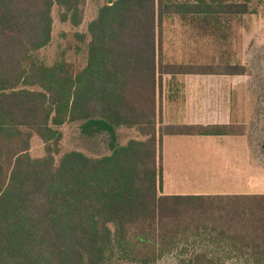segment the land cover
Wrapping results in <instances>:
<instances>
[{
  "label": "trees",
  "instance_id": "16d2710c",
  "mask_svg": "<svg viewBox=\"0 0 264 264\" xmlns=\"http://www.w3.org/2000/svg\"><path fill=\"white\" fill-rule=\"evenodd\" d=\"M249 2L105 4L88 26L87 66L73 75L64 59L49 66L39 53L53 39L54 7L79 27L87 0H0V264H111L118 251L138 264L166 255L180 264H264V194L162 193L164 137L246 135L238 122L163 126L160 99L164 76L252 75L218 65L214 49L225 32L240 52ZM167 18L181 22L185 51L194 50L178 64L165 61ZM75 123L84 136L106 134L109 154L72 151L57 163L59 128ZM120 129L145 141L121 145ZM35 136L43 157L31 155Z\"/></svg>",
  "mask_w": 264,
  "mask_h": 264
},
{
  "label": "rangeland",
  "instance_id": "374dc122",
  "mask_svg": "<svg viewBox=\"0 0 264 264\" xmlns=\"http://www.w3.org/2000/svg\"><path fill=\"white\" fill-rule=\"evenodd\" d=\"M116 0H87L84 21L81 26L74 27L70 22L62 23L59 20V9H53V39L51 44L39 53V58L46 65H53L59 58L67 62L71 74L76 75L83 70L88 63V49L91 37L88 31L89 24L96 18L98 11L105 4ZM178 2L186 0H177ZM240 1L244 0H232ZM249 14L243 17L240 34V52L232 37H224L220 34V46H215L217 64L244 65L249 68L251 78L245 82H239L233 92L236 99H240L239 107L246 108L243 115L241 111L235 117L238 123H245V136H179L164 137L162 146L163 155V191L162 193L195 194L215 193L230 190L235 187L233 180L224 174L234 172L232 163H221L227 160V146L231 145H256L262 148L259 151H250L256 163H248L244 168L250 174L261 173L263 176L250 177L251 186L249 192H264V104H260V98L264 97V56H261L256 46L258 34L257 22L264 16V9L250 7ZM260 12V14H259ZM260 22V21H259ZM184 28L181 22L175 18H167L164 23L163 46L166 63L178 64L190 58L194 50L185 51ZM83 36V38L77 36ZM244 35V36H243ZM246 35V37H245ZM245 37V41H244ZM234 42V43H233ZM239 46V45H238ZM212 48V47H211ZM193 49V48H192ZM257 54L255 55L254 52ZM197 58L203 60V49L197 51ZM201 60V61H202ZM220 64V65H221ZM242 83V84H241ZM182 83L164 76L160 106L162 109L161 125H177L179 109L183 105ZM219 95V94H218ZM258 100V102H256ZM247 101H249L247 103ZM243 103V104H241ZM237 106V107H238ZM245 112V111H244ZM59 130L63 133L60 154L56 157L57 163L60 158L72 151H79L89 157H103L109 154L110 138L106 134L95 138L84 136L81 132V124H67ZM118 143L126 145L130 140L145 141L138 131L120 129L118 131ZM199 145H212L217 149L199 147ZM213 150V151H212ZM215 150H217L215 152ZM31 155L34 158L43 157L44 144L35 136L32 140ZM261 155V156H260ZM241 164V163H239ZM245 190V189H243ZM180 258L176 255H166L156 264H180ZM237 260H228L227 264L236 263ZM111 264H138L124 260L118 251Z\"/></svg>",
  "mask_w": 264,
  "mask_h": 264
},
{
  "label": "crops",
  "instance_id": "0c3cea01",
  "mask_svg": "<svg viewBox=\"0 0 264 264\" xmlns=\"http://www.w3.org/2000/svg\"><path fill=\"white\" fill-rule=\"evenodd\" d=\"M250 7H257L264 9V0H250ZM260 14V12H259ZM260 22H257L258 34L256 38V46L261 56H264V16H259ZM244 36V35H243ZM246 37V35H245ZM244 37V41H245ZM246 42V41H245ZM254 54H257L254 52ZM264 76V73H263ZM250 76H228V75H179L177 80L182 83L183 88V105L179 109L177 125L187 126H208V125H231L236 121L235 117L241 111V114L246 113V108L239 107L240 99H236L233 96L235 88L239 82H245L250 79ZM242 84V83H241ZM219 94V95H218ZM260 104H264V97L259 99ZM249 101H247L248 103ZM258 102V100H256ZM243 104V103H241ZM238 106V107H237ZM264 106V105H263ZM245 111V112H244ZM170 123H164L166 126ZM242 124V122H241ZM242 125H245L243 123ZM140 134V133H139ZM141 135V134H140ZM141 137H143L141 135ZM144 138V137H143ZM199 147L218 148L212 145H199ZM228 154L227 160L221 163H232L235 171L225 172L233 180V184H236L230 190H224L222 192L215 193H195V194H174L163 193L164 195H210V194H238V195H253L264 194L249 192L248 188L251 186L250 177L263 176L261 173L250 174L247 171L240 169L248 165V163H256L258 159H253L250 151H259L260 146L256 145H231L227 146ZM213 151V150H212ZM217 150H215L216 152ZM261 156V155H260ZM264 157V156H262ZM241 163V164H239ZM245 189V190H243Z\"/></svg>",
  "mask_w": 264,
  "mask_h": 264
},
{
  "label": "water",
  "instance_id": "95a60500",
  "mask_svg": "<svg viewBox=\"0 0 264 264\" xmlns=\"http://www.w3.org/2000/svg\"><path fill=\"white\" fill-rule=\"evenodd\" d=\"M111 2V4L113 3V1H110Z\"/></svg>",
  "mask_w": 264,
  "mask_h": 264
}]
</instances>
